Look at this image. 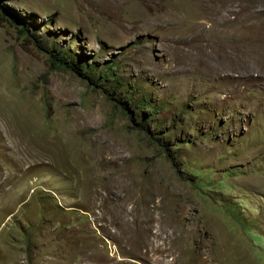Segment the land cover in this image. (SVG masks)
Segmentation results:
<instances>
[{
  "label": "rangeland",
  "instance_id": "1",
  "mask_svg": "<svg viewBox=\"0 0 264 264\" xmlns=\"http://www.w3.org/2000/svg\"><path fill=\"white\" fill-rule=\"evenodd\" d=\"M0 6V264H264V0Z\"/></svg>",
  "mask_w": 264,
  "mask_h": 264
},
{
  "label": "trees",
  "instance_id": "2",
  "mask_svg": "<svg viewBox=\"0 0 264 264\" xmlns=\"http://www.w3.org/2000/svg\"><path fill=\"white\" fill-rule=\"evenodd\" d=\"M0 9L2 10V12H3L4 15H9L10 17H12V20H13L15 23L19 22V18H18L17 16H15V15L11 14L9 11H6V10L4 9V7L0 6ZM23 29H26V27L23 28ZM78 69H79V68H78Z\"/></svg>",
  "mask_w": 264,
  "mask_h": 264
}]
</instances>
